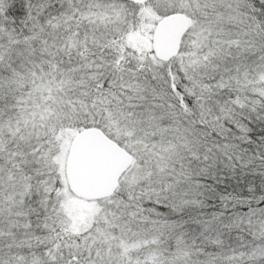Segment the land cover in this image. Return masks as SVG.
Returning <instances> with one entry per match:
<instances>
[{
    "label": "snow or ice",
    "instance_id": "6c2138e0",
    "mask_svg": "<svg viewBox=\"0 0 264 264\" xmlns=\"http://www.w3.org/2000/svg\"><path fill=\"white\" fill-rule=\"evenodd\" d=\"M0 264H264V0H0Z\"/></svg>",
    "mask_w": 264,
    "mask_h": 264
}]
</instances>
